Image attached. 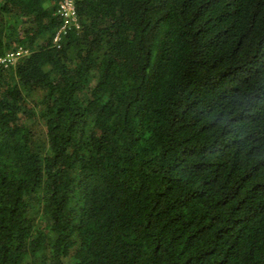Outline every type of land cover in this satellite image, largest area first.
Returning a JSON list of instances; mask_svg holds the SVG:
<instances>
[{
	"label": "trees",
	"instance_id": "16d2710c",
	"mask_svg": "<svg viewBox=\"0 0 264 264\" xmlns=\"http://www.w3.org/2000/svg\"><path fill=\"white\" fill-rule=\"evenodd\" d=\"M60 1L0 0V264H264V0Z\"/></svg>",
	"mask_w": 264,
	"mask_h": 264
},
{
	"label": "built area",
	"instance_id": "2783aa9c",
	"mask_svg": "<svg viewBox=\"0 0 264 264\" xmlns=\"http://www.w3.org/2000/svg\"><path fill=\"white\" fill-rule=\"evenodd\" d=\"M77 0H62L59 9L58 15L63 19V24L57 33L54 36L53 43L59 48L62 37L70 30L72 27H77L76 24V10L75 3ZM26 54V51L19 49L15 52H10L4 58L0 59V64L7 66L14 63L18 60L19 57Z\"/></svg>",
	"mask_w": 264,
	"mask_h": 264
},
{
	"label": "clouds",
	"instance_id": "9594fccd",
	"mask_svg": "<svg viewBox=\"0 0 264 264\" xmlns=\"http://www.w3.org/2000/svg\"><path fill=\"white\" fill-rule=\"evenodd\" d=\"M61 1H62V0H61ZM61 1L59 2L58 6H57V9H56V12H55V16L58 17V18L61 20V23H60V26H59L58 30L60 29V27H61L62 24H63V19H61V18L59 17V15H58V9H59V5H60ZM78 1H81V0H77V1H76V3H75V10H76V4H77ZM58 30H57V31H58ZM57 31H56V33H57ZM68 31H69V30H68ZM68 31H67V32H68ZM56 33H55V34H56ZM55 34H54V36H55ZM65 35H66V34H65ZM65 35H64V36H65ZM64 36L62 37V39L64 38ZM53 39H54V37H53ZM61 41H62V40H61ZM55 46H56V45H55ZM56 47H57V46H56ZM57 48H58V47H57ZM19 49H23V48L20 47ZM19 49H18V50H19ZM18 50H16V51H18ZM23 50L26 51L25 49H23ZM12 52H15V51H12ZM9 53H10V52H9ZM9 53H8V54H9ZM27 53H28V52L26 51V54H27ZM26 54H24V55H22L21 57H19L18 60H20V59H21L23 56H25ZM6 55H7V54H6ZM6 55H5V56H6ZM5 56L1 57L0 59L4 58ZM18 60L15 61V62L12 63V64L7 65V66H4V65H2V64H0V65L3 66V67H5V68H9V67H11V66H14V65L18 62Z\"/></svg>",
	"mask_w": 264,
	"mask_h": 264
},
{
	"label": "rangeland",
	"instance_id": "374dc122",
	"mask_svg": "<svg viewBox=\"0 0 264 264\" xmlns=\"http://www.w3.org/2000/svg\"><path fill=\"white\" fill-rule=\"evenodd\" d=\"M39 130H40V127L36 124L35 131L39 132Z\"/></svg>",
	"mask_w": 264,
	"mask_h": 264
}]
</instances>
